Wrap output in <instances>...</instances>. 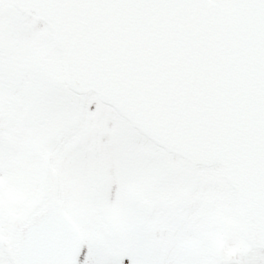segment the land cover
Masks as SVG:
<instances>
[{"label": "snow or ice", "instance_id": "obj_1", "mask_svg": "<svg viewBox=\"0 0 264 264\" xmlns=\"http://www.w3.org/2000/svg\"><path fill=\"white\" fill-rule=\"evenodd\" d=\"M0 264H264V0H0Z\"/></svg>", "mask_w": 264, "mask_h": 264}]
</instances>
